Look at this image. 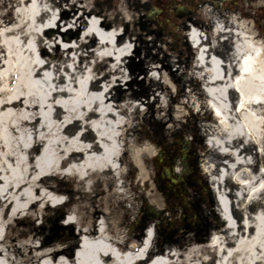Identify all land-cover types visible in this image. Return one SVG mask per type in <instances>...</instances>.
I'll return each mask as SVG.
<instances>
[{"label": "bare ground", "instance_id": "1", "mask_svg": "<svg viewBox=\"0 0 264 264\" xmlns=\"http://www.w3.org/2000/svg\"><path fill=\"white\" fill-rule=\"evenodd\" d=\"M209 17L211 34L200 25L188 36L197 50L193 81L199 80L201 87L181 92L182 100L172 106L180 89L175 90L165 73L176 75V68L168 56L158 57L149 40H144L145 57L139 55L135 35L126 30L131 20L123 6L117 13H105L85 0H0V144L9 145L12 133H39L42 150L35 158L40 160L54 141L58 148L66 143L54 155L56 167L69 164L80 195L91 198L95 183L104 186L101 194L106 192L96 200L100 209H94L90 221L81 222L76 206L58 226H76L79 242L63 247L40 242L25 229L22 234L29 238L19 242L4 236L3 228L9 231L19 220L37 225L44 206L58 209L67 201L62 191L42 185L41 178H0V264H264V197L260 202L258 196L262 186L248 179L244 168L249 158L258 172L264 164V157L259 162V146L244 138L258 139L264 126V41L235 17ZM134 83L143 88L141 93ZM207 110L217 122L202 125L209 147L204 170L213 190V213L221 222L209 226V242H187L184 250H159L150 230L137 246L120 229L122 215L136 209L131 196H124L126 169L136 166L138 177L148 179L143 165L159 142L174 133L185 111L206 120L207 112L202 113ZM227 122H232V132L223 144L233 149L241 167L233 180L242 193L230 197L215 174L221 151L214 134ZM145 127L155 141L135 136ZM48 133H55L54 141L45 139ZM242 173L247 179H241ZM30 183L40 187L26 189ZM124 201L131 206L124 207ZM121 205L124 214L110 212Z\"/></svg>", "mask_w": 264, "mask_h": 264}, {"label": "rangeland", "instance_id": "2", "mask_svg": "<svg viewBox=\"0 0 264 264\" xmlns=\"http://www.w3.org/2000/svg\"><path fill=\"white\" fill-rule=\"evenodd\" d=\"M85 1L93 7L102 9L105 13H117L123 6L128 11L131 20V24L126 30L135 35L132 37L135 39L137 46L140 47L139 55L145 57V49L143 47L144 40L146 39L152 42V47L157 51L160 59L167 56L170 58L174 68H176L174 70L176 75L169 74L168 72L165 75L175 85V90L180 89V93L175 94V99H179V101L175 100L178 102H173L172 106H177V103L182 100L183 91L196 90L201 87L199 80L193 81L195 74V50L191 48L189 42V48L186 49L182 42L179 41V38H183L189 28L185 26L179 30L175 29L173 30V35H170L168 31L171 23H167L166 19L171 18L172 15L158 14L156 12L159 9H168L166 8V4H170L172 0ZM174 1L179 2L181 0ZM159 3L165 5L161 6ZM198 4L201 3L199 2ZM194 13L192 25L196 27L205 25L208 27L207 29L210 34L212 32L210 15L221 18L235 17L238 21L248 24L252 28L253 33L260 36V39L264 41V0H244L240 4L239 9L232 14H217L210 7H200ZM66 21L63 20V22ZM66 30L64 29V33ZM179 52L187 54L185 61L179 58ZM184 66H186V69ZM134 88L135 91L137 90L140 93L143 90L142 87H138L135 83ZM200 99L202 103H205L203 96ZM205 112H207L209 117L206 120L196 118L195 113L191 116L185 111L174 127V133L167 138V141L159 142V147L151 155L150 162L147 165H143L149 174L148 179L142 180L138 177L140 169L136 166L126 169L128 172V177L125 181L127 195L124 196H131L133 199L131 202L134 203L136 209L132 210V213L126 217L122 215L120 229L125 239L134 240L137 246L141 243L140 241L143 239L145 232L150 230L155 235V245L159 250L168 246H179L181 250H184L187 242H209L208 240L212 236V228L209 226L212 225L213 227L214 223L221 222L219 216L213 213L215 201L211 199L210 202H201L199 191L196 192L197 189L190 190L188 188L187 192H182L180 190L183 189L182 176L178 178V175H182L183 172V165L180 159L185 152L182 149L189 151V155L193 161L196 160L198 164H202L201 169H199L200 176L206 179L209 178L203 170L204 164L207 163V159L209 158V147L205 143L208 134L204 131L202 125L207 121L217 122V119L213 117L209 110L203 111L202 114ZM231 124L227 122L224 130L219 129L214 134L218 136L221 151L220 156H223H219V159L216 155L215 174L218 178L222 179L224 191L227 192L229 197L233 196V194L239 195L242 193L241 188L239 189L240 185L233 180L234 175L240 171L241 167L236 165L237 161L234 159L235 152L233 149L223 144L227 138V133L230 134L232 132ZM257 133L259 134L258 139L255 138V135H247L244 138L247 144L259 146V156H261L259 162L262 163L263 159L261 158L264 157L263 148L261 151V146H264L263 125H261ZM135 136L139 138L138 140L146 142L155 141L153 134L147 130V127L144 130H138ZM54 137L55 133H48L45 139L54 141ZM236 137L237 135L234 134L235 140ZM25 140L32 142V144L27 147L22 146L21 143ZM41 140L42 135L39 133L25 134L17 132L10 134V144H0V178L11 181L19 178V176L28 178L31 181L41 178L43 180L42 185H49V189L52 192L62 191L67 202L59 206L58 209L44 206L40 211L42 213L39 216L37 225H29L24 220L15 221L11 230L7 231L3 228V234L5 233L4 236L7 234L9 240L17 239L19 242H26L29 237L36 236L40 239V242H47L49 244L59 243L63 247L69 242H79L81 236L76 226H69L60 230L58 228L60 223L64 222L65 218L68 217L71 210L76 206L80 207L78 214L80 219L82 218L81 222L84 223L86 219L90 221L94 209H100L96 200L105 196L106 192H102L101 194L100 192L103 191L104 186L102 188L99 183H95L91 198L80 195L78 180L72 178V175L67 170L69 164L64 165L62 168L56 167V158L58 156L54 155L58 154L60 150H65L68 145L66 143L62 145L61 143V148H58L54 141L47 148L48 150L45 151V157L38 160L35 157L42 150V146L38 143ZM245 163L248 165V167L244 166V168H247L248 179L262 186L259 189L258 195L260 202H262L264 197V164L261 166V172H258L255 166L251 164L253 163L252 158L246 160ZM58 169L67 175L60 176ZM169 171H171V174ZM244 174L240 175L242 180L247 179L245 178L246 176H243ZM39 187L38 184L30 183L26 189L30 188L32 191H35ZM128 206H131L130 201L124 203V207ZM117 211H123L124 214L122 205L120 207H111L110 209V212ZM37 213L39 211L34 216ZM30 228H36V230L31 231L29 230ZM79 228L84 229L83 226ZM24 229L30 234L29 237L22 234V230ZM76 248L77 246L73 248V251Z\"/></svg>", "mask_w": 264, "mask_h": 264}, {"label": "flooded vegetation", "instance_id": "3", "mask_svg": "<svg viewBox=\"0 0 264 264\" xmlns=\"http://www.w3.org/2000/svg\"><path fill=\"white\" fill-rule=\"evenodd\" d=\"M243 1L244 0H181L179 2H171L170 4H166V8L168 9H162V14L172 15L171 18H167L166 20L167 23H171L168 34L173 35V30H179L189 25V22H191L194 18V12L200 7L208 6L218 14H231L239 9V6ZM199 2L201 4H198ZM159 5L164 6L165 4L159 3ZM179 41H181L183 45L186 43L184 38H179ZM178 55L180 56L179 58L181 60L185 61L187 54L179 52ZM184 67L186 69V66ZM196 167L197 165L195 161L190 163V174L187 176L186 184L195 190L197 189L196 191H199L201 202L206 200L210 201L211 198L209 196L207 185L200 176L199 170H197Z\"/></svg>", "mask_w": 264, "mask_h": 264}]
</instances>
